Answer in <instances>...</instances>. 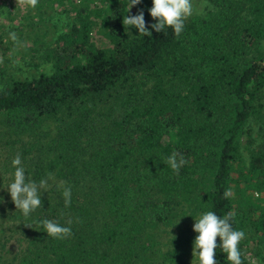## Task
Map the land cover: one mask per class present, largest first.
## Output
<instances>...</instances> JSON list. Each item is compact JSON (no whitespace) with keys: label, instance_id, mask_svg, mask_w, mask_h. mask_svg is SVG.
Here are the masks:
<instances>
[{"label":"trees","instance_id":"obj_1","mask_svg":"<svg viewBox=\"0 0 264 264\" xmlns=\"http://www.w3.org/2000/svg\"><path fill=\"white\" fill-rule=\"evenodd\" d=\"M5 1L14 21L26 4L15 30L50 70L0 88V264H190L195 243L201 264H249L240 240L264 232V206L233 193L264 197L249 127L264 0H209L190 18L161 0ZM180 210L201 217L197 235Z\"/></svg>","mask_w":264,"mask_h":264},{"label":"rangeland","instance_id":"obj_2","mask_svg":"<svg viewBox=\"0 0 264 264\" xmlns=\"http://www.w3.org/2000/svg\"><path fill=\"white\" fill-rule=\"evenodd\" d=\"M5 2H11L10 0ZM162 6L164 7L168 16H174L177 14H184L187 18H190L196 14H205L210 9L213 8L209 0H161ZM12 3V2H11ZM27 6L25 3L18 4L15 3L13 7V16L16 18L14 21L13 18L0 17V88H2L8 80L11 78H31L34 75L39 74L40 72H49L50 66L43 62L40 55L35 51V46L33 45V38L28 36L27 31L25 30H15L17 26V21L21 20L23 15L27 13ZM53 13L50 11L49 14ZM57 13L53 18H57ZM66 15L61 16L64 18ZM51 21H57L52 19ZM64 21L58 22V30H60L61 25ZM53 23H49L50 28H53ZM58 30L52 29L47 32L56 34ZM46 31V30H44ZM262 103L263 111L261 118H253L249 124L251 128L255 143L251 146H257L264 143V90L262 91ZM241 150L249 161V143L247 135H244L241 139ZM2 144L0 143V170L2 164L5 162L3 160L4 150L1 148ZM6 183L4 186H7ZM242 186L245 183H241ZM234 198L239 201L240 208L246 207L243 205L247 200L249 204L254 207L255 210L259 209L257 206H264V197L261 194L254 192L251 189H245L244 195L236 193L234 190ZM246 197V198H245ZM248 198V199H247ZM180 217L177 219L178 222L186 221L191 226V234L197 235L200 230L201 217L190 219L187 215L183 216L182 210ZM260 210H257L255 213L258 214ZM175 232H178V227L174 226ZM264 232L248 230L245 233V236L240 240V244L243 248V251L249 261V264H264ZM9 243L7 248H9ZM7 248L4 249L3 253L6 254ZM10 249V248H9ZM9 252V251H8ZM192 257L190 259V264H201L203 260V253L199 249L198 243H195L192 247Z\"/></svg>","mask_w":264,"mask_h":264}]
</instances>
